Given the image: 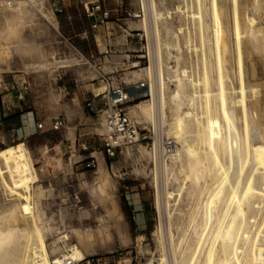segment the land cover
I'll return each mask as SVG.
<instances>
[{
  "label": "rangeland",
  "instance_id": "rangeland-1",
  "mask_svg": "<svg viewBox=\"0 0 264 264\" xmlns=\"http://www.w3.org/2000/svg\"><path fill=\"white\" fill-rule=\"evenodd\" d=\"M153 2L157 10L160 9L159 11L165 14L167 26L174 33H179L180 44L190 39L191 49L197 48L184 50L183 59L186 60H182V63L188 73L192 72L201 82L199 89L203 103L206 104L205 124L213 126L217 123L223 127L225 123L221 119L218 100L211 96L216 92L215 80L218 76L216 48L213 45L211 0H153ZM177 6L181 7V14H174ZM214 8L219 30L222 33L217 49L220 73L225 78L227 117L235 126L239 145L246 149L248 146V157H251L248 167L241 174V181L238 177V183L236 182L239 192L253 169L251 148L264 144V0H214ZM31 13L38 25L33 35L39 38L48 54L41 55L33 63L43 59L51 65L41 70L29 68L27 71L24 70V66L29 65L28 61L0 64V76L6 80L12 75H20L19 73L30 75L31 85L36 91L37 110L34 112L40 119L36 124L43 123L44 128L27 140L19 139L12 143L0 144V149L21 142L29 153L37 179L31 193L49 230L45 234L49 255L51 257L54 255L51 252L53 246L76 244L73 232L79 230L90 233L89 247L85 252V259L80 264H89L88 261L91 259H98L100 264H148L156 262L161 255H165L166 264H174L171 244H174L176 256L181 259L184 255L182 252H186L185 246L187 249L191 242L196 221L200 220V202L202 204L204 201L205 194H201V190L198 189L192 196L186 197L188 183L185 186L181 185V177H177L179 182L174 175L176 171L172 173L164 169L163 165H168L169 160L157 159L143 151L145 149L149 152L148 147L154 143V139L161 140L165 137L171 138L176 148L179 147V144L166 134L167 127L160 123L159 113L153 107L162 93L157 72L159 74V69L162 68L163 75L167 78V67L172 63L165 57L163 51L161 63L150 58L154 56L158 60L157 47L153 39L150 40L152 44L149 45L136 43L128 50L113 49L112 52L115 53H111L107 58L100 59L98 56L96 63L99 68L105 62L117 64L116 70L112 72L115 73L112 83L131 91H134V87L140 82L146 84L145 90L134 93L145 97L129 103L127 107L131 108L132 112L129 111V114L138 128L147 132L150 140L132 147L125 146L109 158L101 149L100 138L103 132L99 124L100 115L91 114L85 107V100L91 93L98 89L104 91L105 86L96 79L94 71H92L94 77L90 78L88 74L89 79H87L85 70L88 68L69 61L74 57L66 39L71 42L74 29L81 26L83 21L79 16L77 18L74 15L73 9L68 11L66 17L55 18L50 13L45 12L48 15L43 13L47 19L50 18L54 26L47 24L35 12ZM235 13L240 23L241 20L245 23L246 19H253L252 30L256 33L251 34L254 36L252 38L250 33H247V29L243 30L239 45L236 43L233 31ZM56 25L59 31H55ZM128 27L141 29L138 23H129ZM179 27L182 32H179ZM159 29L161 33L160 26ZM59 34L63 38L62 46L59 45L61 38ZM79 45L89 53H93L96 49L92 44L79 43ZM99 49L102 51V47ZM148 54L149 61L136 58V56L146 57ZM64 60L68 62L60 63ZM56 62L60 63V67L62 65L69 67L57 68ZM149 68L152 73L154 72L151 80L145 74ZM103 70L105 73L111 72L108 66H104ZM89 71L91 70L87 72ZM241 86L244 89L243 98L239 93ZM52 89L63 90L66 93L65 100L77 106L75 111L65 114L47 110L45 105ZM165 89L163 92L167 94L168 87ZM239 100H242V103H235ZM165 112L168 116L167 110ZM57 115H61L66 120L65 131L49 130L50 118ZM76 119L86 120L84 128H87L89 137L86 141L73 145L64 143L59 148L60 138L64 132L72 133L73 122ZM166 120L168 121L169 118ZM44 124H48V127L45 128ZM244 132H247V136ZM83 147L86 150H83ZM91 160L97 163L96 169L85 167V163ZM219 161L221 162L220 157ZM105 181L109 182L108 190L116 202L118 217L110 215L108 202L98 194V186ZM179 188H183L179 192L184 195L178 193ZM39 191L40 197L37 195ZM167 193H171L172 196L167 197ZM157 196L160 207L156 206ZM9 199L0 187V211L10 204L7 201ZM85 209L87 214L82 216L81 210ZM222 210L223 208L221 212ZM190 219H194L195 223L190 224ZM64 236H67V240ZM204 255L205 252L201 259Z\"/></svg>",
  "mask_w": 264,
  "mask_h": 264
},
{
  "label": "bare ground",
  "instance_id": "bare-ground-1",
  "mask_svg": "<svg viewBox=\"0 0 264 264\" xmlns=\"http://www.w3.org/2000/svg\"><path fill=\"white\" fill-rule=\"evenodd\" d=\"M142 4L145 19L138 24L141 30L145 31L148 41L154 40L158 60L154 56L149 57L161 63L163 51L165 57L172 63L167 67V78L163 75L162 68L159 69V74L157 72L162 93L153 105L155 111L159 113L158 120L167 127L166 134L179 144V147L175 148L174 153L167 159L169 164L163 166L169 172L176 171L174 175L176 178L181 177L182 182L177 178L181 185L185 186L188 183L186 186L188 188L184 190L186 197L192 196L198 189L201 190V194H205L204 201L202 204L200 202V210L198 209L201 211L200 220L196 221L190 238L191 242L187 249L185 246L186 252H182L184 255L181 259L176 256L174 244L170 243L173 263L264 264V144L251 148L253 169L238 192L236 182L238 177L239 180L242 177L241 174L248 167L251 157H248V146L247 150L239 145L235 126L227 117L225 78L220 73L217 49L222 33L217 22L214 0H211V21L218 76L215 80L216 92L211 96L218 100L221 119L225 123L223 127L217 123L208 126L204 122L206 104L203 103L199 89L201 82L192 72L189 74L182 63V60H186V58L183 59V51H189L192 47L190 39L181 45L179 33H174L167 26L168 21L165 14L159 11L160 9L157 10L153 0H142ZM24 6L50 25L45 17L48 14L43 10L27 4ZM180 12L181 7L177 6L174 14ZM241 23L235 13L233 31L238 45L240 36L244 33L243 30L247 29L250 36L256 34L252 30L253 19L248 18L245 23L241 20ZM181 28H178L179 32ZM196 49L195 47L194 50ZM67 62L64 60L60 63ZM60 63L56 62V64ZM35 64L34 67L27 65L26 68L41 70L51 65L40 60ZM115 70V65H112L111 72L108 73ZM94 72L97 76L96 70ZM94 72L89 71L90 78L94 77ZM153 73L149 68L145 74L151 80ZM165 87H168L167 94L163 92L166 90ZM100 90H94V93L103 91ZM239 93L243 98V86L240 87ZM235 103H242V100ZM126 111L129 113L131 108L127 107ZM150 118H152L151 115ZM166 118L169 120L167 121ZM100 121L101 118H99V124L103 132ZM246 133L245 136H247ZM143 151L149 154L147 150ZM219 157L223 163L219 161ZM36 180L29 153L23 143L0 149V187L6 197L10 198L7 200L10 204L0 211V234L8 233L6 238L0 240V264H80L85 259V252L89 247V232L74 231L76 244H64L63 247L53 246L51 252L54 255L52 257L49 255L45 244V234L49 230L43 222L41 211L31 193ZM108 187L109 182L105 181L98 186L97 191L100 197L108 202L110 215L118 217V208ZM182 190L183 188H179L177 191L181 194L179 191ZM37 195L40 197L41 192L39 191ZM171 196V193H167V197ZM166 203L169 205L168 201ZM156 206H159L158 196ZM221 208H223L222 212ZM190 220V224L195 223L194 219ZM158 235L160 237V234ZM64 239L67 240V236H64ZM54 247H56L55 250ZM204 252L205 255L201 259ZM148 264H166L165 255H161L156 262Z\"/></svg>",
  "mask_w": 264,
  "mask_h": 264
},
{
  "label": "built area",
  "instance_id": "built-area-1",
  "mask_svg": "<svg viewBox=\"0 0 264 264\" xmlns=\"http://www.w3.org/2000/svg\"><path fill=\"white\" fill-rule=\"evenodd\" d=\"M24 4L50 13L53 17H66L68 11L73 9L77 12L83 24L74 29L75 36L79 41L89 43L90 39L96 47L92 53L84 51L71 38L66 39L70 47L71 55L74 58L70 62H77L81 65L92 68L97 72V80L105 86L101 93H91L85 100V107L91 114H99L102 122L103 133L100 138L101 149L107 157L111 158L125 146H135L150 140L147 132L141 131L134 119L126 111L127 105L133 101L140 100L145 96L134 95L138 91L146 89L144 82L138 83L134 91L126 89L121 85L112 83L115 73H104L97 66L96 61L110 56L113 49L128 50L134 44L144 43L149 45L143 30L130 29L129 23L143 22L145 10L142 0H24ZM102 33V51L96 46L94 36ZM68 58L70 56L67 55ZM139 60L149 61V55L136 56ZM4 85L3 77L0 76V88ZM18 99H23L24 91L18 93ZM65 119L57 115L51 119V130L60 131L65 126ZM43 123L36 124V129H43ZM153 141V140H152ZM174 141L165 137L164 139H154L148 147V153L160 160H167L175 151ZM83 150H86L83 147ZM85 167L96 169L97 163L91 160L85 163ZM89 264H100L98 259H91ZM107 264V263H103ZM119 264V263H117ZM125 264V263H123Z\"/></svg>",
  "mask_w": 264,
  "mask_h": 264
},
{
  "label": "crops",
  "instance_id": "crops-1",
  "mask_svg": "<svg viewBox=\"0 0 264 264\" xmlns=\"http://www.w3.org/2000/svg\"><path fill=\"white\" fill-rule=\"evenodd\" d=\"M74 15L78 18V13L73 11ZM51 26H54L50 18L47 19ZM57 31H59L56 25ZM75 30L72 37V40L75 42L85 43L83 41H79V39L75 36ZM60 35L59 45L62 46V36ZM96 41V46L99 48L102 46V33L94 36ZM89 43H92L91 39ZM88 44V43H87ZM40 61L46 62L43 59H39ZM112 65H117L116 63L109 64V62H105L100 67V70H103L104 66H108L111 68ZM119 65V64H118ZM27 65L24 66V70H27ZM56 66V65H55ZM69 66L57 65V68H65ZM22 70V69H21ZM88 70L94 71L91 68L85 70V76L88 77ZM28 71V70H27ZM20 75H12L11 77H7L4 80V85L0 88V144L12 143L14 140H27L37 134L38 130L36 129V121L40 120L36 117L34 111H36L37 101L35 99V90L31 85V77L30 75H26L23 73H19ZM56 78H58L56 76ZM92 80V79H90ZM24 91L23 99H18V93ZM51 120V118H50ZM48 121V119L46 120ZM45 121V122H46ZM66 121V120H65ZM67 123V122H66ZM65 123V126H66ZM86 125V120L76 119L73 122L74 130L69 133L64 132V135L60 138L59 148L64 143L73 145L77 142L86 141V138L89 137V133L87 128H84ZM45 128L48 127V124H44ZM51 126V125H50ZM65 126L61 129L65 131ZM51 130V127H49ZM52 131V130H51ZM71 147V146H70ZM69 147V148H70Z\"/></svg>",
  "mask_w": 264,
  "mask_h": 264
},
{
  "label": "clouds",
  "instance_id": "clouds-1",
  "mask_svg": "<svg viewBox=\"0 0 264 264\" xmlns=\"http://www.w3.org/2000/svg\"><path fill=\"white\" fill-rule=\"evenodd\" d=\"M38 28L34 15L24 6V0H0V64L14 61H28L30 67L41 55L47 56L39 38L34 36ZM66 93L61 89H52L45 107L53 113H69L76 105L65 100ZM87 210H81V215ZM8 236L0 234V240Z\"/></svg>",
  "mask_w": 264,
  "mask_h": 264
}]
</instances>
